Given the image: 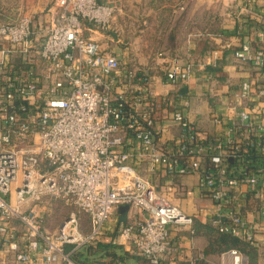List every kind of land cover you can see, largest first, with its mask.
<instances>
[{
  "label": "built area",
  "instance_id": "1",
  "mask_svg": "<svg viewBox=\"0 0 264 264\" xmlns=\"http://www.w3.org/2000/svg\"><path fill=\"white\" fill-rule=\"evenodd\" d=\"M55 5L48 17L0 23V248L8 243L19 263H31L38 250L40 264H78V248L100 242L112 216L128 206L142 217L122 223L115 243L150 264L173 261L178 249L170 226L193 232L194 217L170 201L159 177L181 190L188 175L197 176L215 205L211 225L254 245L257 228L242 212L250 193L264 216V13L248 7L236 43L224 45L245 77L236 90L210 88L224 108L213 113L217 134L206 136L176 107L172 119L180 132L164 140L156 130L166 116L160 98L176 101L158 94L151 76L129 58L122 26L114 23L120 9L101 0ZM251 21L254 33L245 28ZM218 53L207 62L215 65ZM192 75L178 62L165 69L168 84L178 87L177 101L190 98L180 90ZM45 197L72 208L54 233L28 208ZM83 215L91 225L86 235ZM14 217L26 231L19 237L9 224ZM224 255L247 264L237 249Z\"/></svg>",
  "mask_w": 264,
  "mask_h": 264
},
{
  "label": "crops",
  "instance_id": "2",
  "mask_svg": "<svg viewBox=\"0 0 264 264\" xmlns=\"http://www.w3.org/2000/svg\"><path fill=\"white\" fill-rule=\"evenodd\" d=\"M55 0H29L27 4L32 9H48ZM115 4L120 9L122 24V38L128 41L125 46L128 56L135 59L142 73L151 76L153 87L158 94L176 101L177 106L163 100L166 113L165 118L156 124L159 137L164 140L177 136L180 132L178 124L172 119V112L176 109L184 111L189 119L206 136L212 138L220 127L213 122V113L216 110L210 88L229 85L231 90L238 89L245 75L235 72L231 50L224 45L239 31L243 21L247 20L244 13L248 7L264 13V0H102ZM120 3V7H119ZM50 10V9H49ZM48 17V16H47ZM254 22L245 27L253 30ZM252 28V29H250ZM236 43V42H235ZM218 51V60L212 65L207 57ZM177 58H184L183 62L194 65L193 75L188 84L182 85L181 92L190 95V98L176 100L178 87L167 84L164 71ZM188 101V103L186 102ZM212 101V102H211ZM164 128H166L164 130ZM163 131V132H162ZM160 176L159 183L163 192L168 194L170 201L179 206L186 214L194 217L193 232L189 228L170 226L171 238L178 251L173 261L167 260L162 264H226L224 252L207 253L212 232L216 230L211 221L214 216V203L201 193L198 178L188 175L181 178V190L165 185V179ZM29 206V205H28ZM43 219V230L54 233L66 218V212H50L49 205L41 202L31 205ZM262 202L247 194L246 207L242 212L243 218L256 226V234L264 232V216L260 212ZM126 211V220L122 221V214L118 210L106 226V235L95 246L110 247L117 257L116 264H143L142 257L131 252L129 246L115 243L113 236L117 233V226L128 223L135 218L142 217L140 212ZM82 216V224L89 221ZM84 219V220H83ZM17 237L25 233V228L18 218L9 220ZM88 226V225H87ZM214 229V230H213ZM217 231V230H216ZM218 234V233H217ZM258 240V235H256ZM71 246H67L69 251ZM89 258L94 264H108L111 261L109 254L104 252H88L77 250L76 254ZM226 253V252H225ZM39 251L32 253L31 263H19L16 253L10 252L8 243L0 248V264H40ZM74 254V260L75 255ZM77 262V261H76ZM61 263V262H60ZM78 263V262H77ZM79 264V263H78Z\"/></svg>",
  "mask_w": 264,
  "mask_h": 264
},
{
  "label": "rangeland",
  "instance_id": "3",
  "mask_svg": "<svg viewBox=\"0 0 264 264\" xmlns=\"http://www.w3.org/2000/svg\"><path fill=\"white\" fill-rule=\"evenodd\" d=\"M27 1H29V0H0V23H13V22H16L19 18H21L23 16H29L35 20H38L40 17L44 18V17L50 16L52 11L50 12L49 9H52L53 7H54V11L58 10L57 6L55 5L56 0L52 3V5L48 9H32L28 6ZM101 2H103V1L101 0ZM104 3H106V2H104ZM119 7H120V3H119ZM114 23L116 25L122 26L119 14L116 16ZM119 34L122 37L121 31L119 32ZM95 37H101V36L96 35ZM123 41L125 42L126 46H128L130 44V43L128 44V41H126L125 39H123ZM123 47L125 48V46H123ZM211 55H212V53L207 58H210ZM129 58L132 59V57H129ZM177 59H178L177 61L173 60L172 62H178L180 64L190 66L192 71H193L194 65H192V63L183 62L182 60H184V58H177ZM166 83L168 84V82H166ZM213 101H214V99H213ZM214 104L216 105V102ZM220 108H223V106H221L220 104H217L216 110L218 112H219ZM223 110H224V108L222 109V111ZM13 193H14V190H13ZM43 202H45L49 205V211L50 212H66L67 216L70 212H72V208L70 206L66 205L65 202L60 198L45 197ZM83 216L87 217L86 215H83ZM85 217H84V219H86ZM112 217H114V216H112ZM120 226H121L120 224L117 226V233H118V229ZM80 231L82 234H85V235L90 233L91 232L90 221H88L87 224H85V221H84L82 224V218H81ZM117 233L113 236V240L117 239ZM256 235H258V240L256 239L257 241L255 242L254 245H249V247L247 249V251L249 250V253H245V252L241 251L245 257V261L247 264H264V232L261 234L257 233ZM103 237H105V236H103ZM94 245H96V244H94ZM94 245L93 244H85V245H81L78 249L81 250L82 252L84 251V253H85L86 247L94 246ZM231 249H233V247ZM234 249H237V248H234ZM237 250H239V249H237ZM225 252H228V250H226ZM225 262H226V264H233L232 258L229 255H226V261Z\"/></svg>",
  "mask_w": 264,
  "mask_h": 264
},
{
  "label": "trees",
  "instance_id": "4",
  "mask_svg": "<svg viewBox=\"0 0 264 264\" xmlns=\"http://www.w3.org/2000/svg\"><path fill=\"white\" fill-rule=\"evenodd\" d=\"M211 235H212V238H211L210 246H209L207 253H216V252L219 253V252H223L226 250H230L232 247L239 249V251L249 253V250L247 251V249H248L250 244H248V243H245V242H243L237 238H234L230 235H227V234H220L216 230H214ZM85 250H87L88 252H91V253L92 252L93 253L99 252V251H101V252L106 251V253L109 254V256L111 257V261L108 264H116L117 263V257L115 256V254L108 252V250H111L110 247H107V246H99L98 247V246L94 245V246L86 247ZM75 259L79 264H94L93 262H91V260H89L88 257L87 258L82 257V254H80V253H77L75 255ZM143 261L145 262L143 264H150L145 259ZM198 264H207V263L201 262Z\"/></svg>",
  "mask_w": 264,
  "mask_h": 264
},
{
  "label": "water",
  "instance_id": "5",
  "mask_svg": "<svg viewBox=\"0 0 264 264\" xmlns=\"http://www.w3.org/2000/svg\"><path fill=\"white\" fill-rule=\"evenodd\" d=\"M129 209V207L128 206H121L120 208H119V211H120V213L122 214V217H121V220L122 221H125L126 220V215H125V213H126V211ZM63 224V222L61 223V225Z\"/></svg>",
  "mask_w": 264,
  "mask_h": 264
}]
</instances>
